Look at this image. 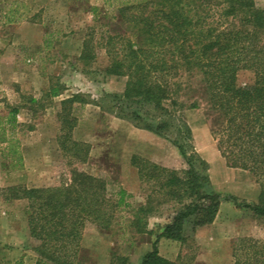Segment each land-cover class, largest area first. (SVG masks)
Listing matches in <instances>:
<instances>
[{"label": "trees", "instance_id": "16d2710c", "mask_svg": "<svg viewBox=\"0 0 264 264\" xmlns=\"http://www.w3.org/2000/svg\"><path fill=\"white\" fill-rule=\"evenodd\" d=\"M104 8L89 6L93 23L104 35L97 41L108 58L104 74L126 78L122 93L105 94L93 104L102 113L134 128L168 140L178 151L186 169L171 170L133 156L131 164L142 182L150 185L146 203L137 208L130 222L137 234H146L148 216L155 205L179 206L170 223L152 242L140 264H176L159 255L163 238L184 242L185 224L202 228L213 223L221 203L211 188L207 164L192 145V132L182 113L200 108L196 94L206 106L211 135L226 165L250 174L263 188L259 202L238 205L264 221V9L255 0H102ZM19 6V4H16ZM17 7L5 16L12 23ZM125 28L118 31L113 25ZM94 28L84 37L78 61L94 59ZM99 45L96 43V46ZM48 46V43H47ZM251 71L254 83L239 87L237 73ZM197 82L194 84L193 80ZM63 88L51 86L49 96ZM85 104L74 96L65 104ZM18 107H7L0 116V152L15 158L22 168L19 142L12 136L17 127ZM61 118L57 144L63 157L85 163L87 151L73 141L75 121ZM5 202L25 201L26 223L31 239L38 242L34 264H87L81 240L87 226L109 231L114 211L129 207L123 190L116 201L106 198L105 182L71 171L69 182L51 188L12 186L1 191ZM158 196L159 198H154ZM233 264H264V241L241 238L232 248ZM14 264H24L17 261ZM110 264H129L125 256L113 255Z\"/></svg>", "mask_w": 264, "mask_h": 264}, {"label": "rangeland", "instance_id": "374dc122", "mask_svg": "<svg viewBox=\"0 0 264 264\" xmlns=\"http://www.w3.org/2000/svg\"><path fill=\"white\" fill-rule=\"evenodd\" d=\"M0 0V116L7 107H18L17 127L12 136L19 142L22 168L15 158L0 152V264H34L39 243L29 237L25 201L5 202L1 191L12 186L51 188L69 182L71 171L99 178L105 182L106 198L116 201L119 190L130 197L129 207L114 211V223L109 231L87 226L81 247L87 264H110L113 255L125 256L129 264H140L142 256L151 250L152 242L170 223L179 209L173 203L155 205L148 216L146 234H137L130 222L134 211L145 205L150 185L139 178L131 164L136 156L160 167L181 171L186 166L177 149L153 133L134 128L131 124L102 113L92 102L105 94L122 93L126 78L104 74L108 58L98 42L104 35L99 24L93 23L89 6L104 8L114 14V7H103L102 0ZM264 9V0H255ZM17 7L12 23L5 16ZM43 11H40V9ZM40 12V13H39ZM94 28V59L78 61L81 40ZM124 31L118 25L114 29ZM67 37V38H66ZM46 42L49 43L47 46ZM96 43L99 44L96 46ZM197 81L194 79L193 83ZM239 87L254 83L251 71L237 73ZM63 88L56 98L49 96L51 86ZM81 96L85 104H65ZM198 100L200 108L185 110L182 115L192 132V145L207 164L211 188L220 195L218 213L209 226L192 228L185 224L184 242L159 239V255L176 264H233L232 248L241 238L264 241V221L238 205L259 202L263 188L245 171L226 165L216 149L210 131L206 106L196 94L187 99ZM69 114L75 121L73 141L87 151L85 163L63 157L57 144L61 135V118ZM233 197L236 201H226ZM154 198H159L154 196Z\"/></svg>", "mask_w": 264, "mask_h": 264}, {"label": "crops", "instance_id": "0c3cea01", "mask_svg": "<svg viewBox=\"0 0 264 264\" xmlns=\"http://www.w3.org/2000/svg\"><path fill=\"white\" fill-rule=\"evenodd\" d=\"M22 1H24V0H22ZM18 2V4H19V6H23L22 8L24 9L25 8V10L27 9V7H26V5L24 6L23 4L25 3V1H24V3L23 2ZM70 2H71V0H66V3H67V5H68V7H69V5H70ZM98 7V6H97ZM40 11H43V9L41 8L40 9ZM40 13V12H39ZM67 38V37H66ZM82 42H83V39L81 40V47H82ZM48 42H46V44H47ZM48 45H49V43H48Z\"/></svg>", "mask_w": 264, "mask_h": 264}]
</instances>
